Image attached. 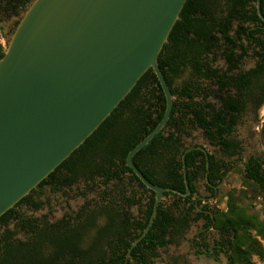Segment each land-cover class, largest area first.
Here are the masks:
<instances>
[{
  "label": "trees",
  "instance_id": "trees-1",
  "mask_svg": "<svg viewBox=\"0 0 264 264\" xmlns=\"http://www.w3.org/2000/svg\"><path fill=\"white\" fill-rule=\"evenodd\" d=\"M33 1L0 0V15L9 12L17 16L20 8H26ZM262 13L264 14L263 9ZM255 21H261L257 0L187 1L159 57L161 70L173 96L176 97L170 120L165 129L134 158L136 166L153 184L186 192L183 156L192 147L186 146L184 141L185 137L190 136L189 129H202L206 137L221 146L225 153L230 156L238 155V144L227 138L234 133L238 124L235 112L244 110L238 107V100L231 96L222 98L223 105L219 110L203 107L193 102L190 90L192 84L186 82L181 89L175 88L174 77L180 75L184 68L193 65L199 77L219 78L223 88L231 84L245 88L250 83L247 75H241L232 79L233 81L220 76L218 70L210 67L207 56L221 52L232 62L234 52L238 47L241 48L240 38L247 37L253 40L258 48L256 56L259 57V64L257 70L252 73L260 85L258 95L261 107L264 102V89L261 86L264 84V24L255 29L246 26L247 23ZM19 22L20 20L16 22V27ZM256 34L258 36L254 37ZM5 53L0 44V59ZM165 110L164 94L154 72L149 70L99 129L40 184L44 186L53 180L51 182H56L59 186H70L83 175L88 176L89 180H94L97 176L104 178L105 185L117 180L119 184L115 189H118L119 186L126 185V173L132 174L131 182L137 181L149 194L150 201L146 222L131 223V227L134 226L136 231L140 230L139 234L132 231L131 243L125 240V236L129 234V226L122 223L118 227V217H113V208L107 206L98 211L86 207L82 211V216L85 215L86 218L81 224L64 229L58 227L51 231L37 225L38 220L23 218L17 211L19 206L28 205L36 210L42 207L33 200V190L0 218V264H126L127 253L132 243L147 227L155 204V193L148 190L126 166V158L129 152L154 130L162 120ZM202 154L200 151L187 154L186 165L191 195L183 198L170 192L165 194L166 199L171 197L173 201L169 204L164 200L160 204L150 231L133 250L132 260L137 264H156L150 259L157 256L158 249L172 244L177 236L189 228L191 221L204 216L192 199L197 192L194 182L199 176L202 175L205 179L207 175L206 158H203L200 166L198 165L197 157L203 156ZM239 161L244 167L245 178L264 192V158L250 156L245 161ZM161 164H165L163 178L148 172L150 168ZM209 165L208 179L214 184L221 181L232 169V163L219 162L214 156H210ZM125 195L126 192L120 188L117 199L120 197L126 203H135ZM213 214L215 228L227 236L225 245L231 252V264H238L236 258L247 260L252 254L264 259V252L257 239L261 237L264 240V223L247 216L243 211H235V208L232 211L235 219L221 216L218 212ZM103 218L106 225L99 226L97 222ZM206 218L213 221L211 216ZM16 220L19 231L33 235L30 240H14L17 232L10 230L1 232ZM251 230L256 231L255 237ZM106 245L112 250L109 256L108 253L103 254L104 257H109V262L104 263L105 258L96 261L95 257L102 253Z\"/></svg>",
  "mask_w": 264,
  "mask_h": 264
},
{
  "label": "water",
  "instance_id": "water-1",
  "mask_svg": "<svg viewBox=\"0 0 264 264\" xmlns=\"http://www.w3.org/2000/svg\"><path fill=\"white\" fill-rule=\"evenodd\" d=\"M188 0H34L0 59V218L64 163L152 70L166 100L162 120L127 155L126 166L155 193L146 237L170 192L150 182L135 156L167 126L174 96L159 57ZM257 10L264 21L261 0ZM208 181V174H207Z\"/></svg>",
  "mask_w": 264,
  "mask_h": 264
},
{
  "label": "flooded vegetation",
  "instance_id": "flooded-vegetation-1",
  "mask_svg": "<svg viewBox=\"0 0 264 264\" xmlns=\"http://www.w3.org/2000/svg\"><path fill=\"white\" fill-rule=\"evenodd\" d=\"M262 9L264 10V0H261V10ZM262 24H264V21L261 19V21L247 23L246 26H250L252 27V29H255L258 26H262ZM256 36H258V34H256L254 37ZM239 45H241V48L238 47V49H236V51L234 52L233 55L234 60L232 62H229L228 57L223 55L221 52L209 54L207 57L210 67H212L215 70H218L220 76H225L226 78H229V80H232L234 78H238L241 75H247L249 79L248 81H250V83L245 88L244 87L238 88L237 86H235V84H231L230 86L223 88V85L220 83L219 78L208 79L204 77L203 78L199 77L196 74L193 65H189L188 67L184 68L183 72L180 75L179 74L175 75L174 87L181 89L186 82L191 83L192 85L190 86V90L192 91L193 102L198 103L206 108H215L216 110H219L222 107L223 105L222 98H228V96H231L232 98L237 99L238 107L244 108L243 112H235V114H237L238 116V122H239L242 114L249 106L260 107L259 95H258L260 90V85L259 82L257 81L258 79L252 73L255 70H257L259 64V57L256 56V51L258 50V48L255 46L254 41L248 39L247 37H241L239 40ZM244 50L246 51L245 54H244ZM249 61H252L253 66L247 67ZM185 73H188L187 78L183 77ZM176 81H181L178 86L176 85ZM261 86L264 89V84H262ZM200 130L203 132L204 137L211 144L219 147L223 151V148L221 146L209 140L206 137L204 131L202 129ZM198 146H202L207 150V152L209 153V160H210V156H214L205 145H192V147H198ZM194 151L197 152L199 150H194ZM202 155L203 156L197 157L199 166L201 165L203 158H206L207 160L206 155L204 153ZM164 167L165 164H161L160 166L150 168L148 172L153 173L158 178H163L165 175ZM209 171H210V165H209ZM209 171L207 169L208 176H209ZM87 178L89 177L88 176L84 177L83 175H80L77 178V180L70 186H59L56 182H51L53 181L51 180L46 185L44 186L39 185L36 189H34L35 192L33 194V200L37 203H40L42 207L45 205V203L42 201V198L47 193L61 194L63 200H66L65 198H68L70 196L69 194L70 191L71 192L77 191L78 194H80V196H83L84 198L87 197L88 193L96 192L97 194L96 198L93 201L87 200L78 211L66 212L56 220H52L50 218V215L48 214L39 217L28 216L27 213L23 212L22 210L25 208L26 210H28V212H37L41 210L42 207L36 210L28 205H22L17 208V211L22 215L23 218L38 220L36 223L37 225H40L44 228H48V230L51 231L52 229H57L58 227L64 229L68 226L74 227L77 224H81V222L86 218L85 215L82 216V211L86 207L97 211L104 206L111 207L113 208L114 211V213L112 214L113 217L114 216L118 217V227H120L122 223H125L127 224V226H129V231H128L129 234L125 236V240L128 243H131L132 240L130 234L132 233V231H134L136 234L140 233V230L136 231L134 226L131 227V223L146 222V211H147L148 203L150 201L149 194L143 188L140 187L137 181L133 180L131 182L132 174L130 173H126V179L124 182L126 185H121L119 187L126 192L125 195L126 198L133 199L135 201L134 204H130L128 202L126 203L120 197H118L117 199V195L120 193V188L115 189L116 186L119 184L117 180H113L105 185L103 184L104 178H100L98 176L95 177L94 180H89ZM201 178L204 180V186L206 188V193H207L204 196H201V194L198 193L199 191H198L197 183L201 180ZM194 185L197 188V192H195L192 199L195 201L198 211L203 213L204 216L196 221H191L189 228L186 229V231L182 235L177 236L176 239L182 238L186 234V232L190 230L191 227L193 226L195 228L197 227L198 231L196 233V237L194 238V240H188L189 245L194 244L196 247V249L194 250L195 257L200 258L201 256H204V258L208 262H210V261L220 260L221 255H223L227 259L228 264H231L229 259V257L231 256V252L228 251V247L227 245H225L227 241V236L223 234L221 230L215 228L213 213H215L216 210L210 206L212 200L216 197L218 193L217 191L218 183L217 184L211 183L209 182V179L207 181V175L205 179L201 175L194 182ZM164 200H166V198ZM67 203L69 202L66 200L64 201V203L61 204H67ZM133 209L135 210L134 212ZM194 216H196V214ZM206 216H211V219L213 221L208 220ZM17 224H18V220L10 223L7 227H4L1 230V232L10 230L12 232H17V234L13 237L14 240H20L23 242L30 240L33 237V235L28 234L24 231H19V229L17 228ZM97 224L99 226L106 225V220L103 218L99 220ZM104 253L106 254L108 253V256L109 254L112 253V250L108 245L104 246L102 249V253L95 257L96 261L99 260L101 261L103 260L102 258H105L103 262L104 263L109 262L110 260L109 257L108 258L104 257L103 256ZM134 262L137 264L135 260H132V257L129 259V261H127V256H126V264L129 263L133 264Z\"/></svg>",
  "mask_w": 264,
  "mask_h": 264
},
{
  "label": "rangeland",
  "instance_id": "rangeland-1",
  "mask_svg": "<svg viewBox=\"0 0 264 264\" xmlns=\"http://www.w3.org/2000/svg\"><path fill=\"white\" fill-rule=\"evenodd\" d=\"M26 8H20L19 14L14 16L12 13H3L0 15V44L6 52L8 42L16 29L15 22L21 20ZM253 66L249 61L247 67ZM184 78L188 77L185 73ZM181 81H176L178 86ZM176 97H174L175 99ZM190 136L185 137L186 146L205 145L215 156L217 161L232 163V169L225 174L223 179L218 182V193L212 200L210 206L216 210L221 216H229L234 218L232 211H243L247 216L253 217L264 223V192L260 191L253 183L248 181L244 176V167L239 160H246L250 156H262L264 158V104L261 107L249 106L242 114L234 133L228 137L229 140L235 142L239 146L238 155L230 156L223 152L219 147L211 144L203 135L200 129H189ZM198 193L201 196L206 195L204 180L197 183ZM70 196L65 198L69 203H64L61 194L47 193L42 201L45 205L37 212H28L25 208L23 212L28 216L50 215L52 220L60 218L66 212L78 211L84 203L93 201L96 198V192H90L87 197L80 196L77 191L69 192ZM60 200V201H58ZM171 197L166 199L167 203H172ZM233 206V207H232ZM135 210L133 209V212ZM198 228L191 227L186 234L179 239H175L172 244L160 248L157 256L150 260L156 264H228L225 256L221 255L220 260L208 262L204 256L195 257V245H189L188 240H194ZM251 234L255 237L256 231L251 230ZM264 252V240L257 237ZM238 264H264V259L260 256L252 254L247 260L236 258ZM133 264H136L135 262Z\"/></svg>",
  "mask_w": 264,
  "mask_h": 264
}]
</instances>
